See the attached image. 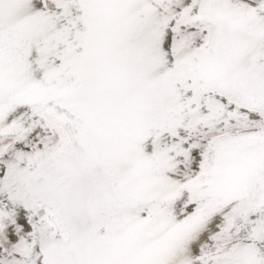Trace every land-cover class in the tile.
<instances>
[{
    "label": "snow or ice",
    "instance_id": "obj_1",
    "mask_svg": "<svg viewBox=\"0 0 264 264\" xmlns=\"http://www.w3.org/2000/svg\"><path fill=\"white\" fill-rule=\"evenodd\" d=\"M0 264H264V0H0Z\"/></svg>",
    "mask_w": 264,
    "mask_h": 264
}]
</instances>
